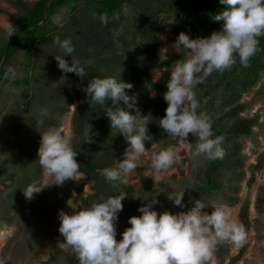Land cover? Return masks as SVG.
Instances as JSON below:
<instances>
[{"label":"rangeland","instance_id":"rangeland-1","mask_svg":"<svg viewBox=\"0 0 264 264\" xmlns=\"http://www.w3.org/2000/svg\"><path fill=\"white\" fill-rule=\"evenodd\" d=\"M21 1L29 8L37 0ZM169 1L174 0H143L136 5H125L122 15L113 19L96 18L85 12L71 15L69 7H64L54 20L58 31L37 48L33 82L29 87L32 96L29 110L23 112V87L5 83L0 87V233L4 235L0 243V264H78L71 250L57 247L63 241L58 231V213L63 210L71 214L67 205L69 199L88 207L120 191L125 192L127 198L122 202L123 211L118 214L116 223V239L120 241L124 230L131 227L129 218L142 215L138 208L147 203L145 200L157 199L153 210L164 209L173 204L167 198L169 193L185 191V204L194 189L207 184L211 160L188 153L172 138L145 144L148 151L141 157L139 166L126 177V184L113 188L99 175L105 165L115 167L117 161L124 158L123 153L129 145L117 129H111L105 106L92 104L90 100L88 103L86 87L96 77H114L117 81L131 83L132 89L125 91L128 96L135 97L136 105L134 109L125 110L136 115L138 109L142 117H147V128L153 125L158 118L154 108L155 92L147 80L159 83L164 66L168 65L163 60L183 53H177L172 47L178 37L172 22L159 18L157 23H161L154 24L153 20L140 17L139 12L142 8L154 10L152 3ZM24 15L25 10L17 0H0V47L14 35L9 37L17 20ZM184 25L185 17L182 16L179 30ZM154 34L159 37L155 40L156 56L147 51ZM57 36L61 40H71L75 49L73 55L81 64L93 61L86 68L87 76L83 80L58 68L55 57L64 53L54 43ZM65 59L71 64L70 57ZM24 63L26 57L21 50L7 68L10 80L22 79L29 73ZM238 63L237 57L235 65ZM231 70L213 72L196 87L200 111L208 114L215 85ZM144 71L145 77H142ZM217 100L212 120L224 133L220 145L224 154L220 158L233 160L235 166L232 171L221 169L218 172L220 188L215 195L199 196L196 200L199 199L209 212L213 205L228 206L233 218L242 224L239 214L246 202L250 211L248 223L243 224L247 232L244 245H220L221 254H213L209 264H264V76L248 92H232L223 86ZM237 101L247 103V109L230 114ZM72 105L76 110L69 108ZM106 105L111 107V101H106ZM119 106L125 108L122 101ZM247 119H258L261 126L254 127L251 138L237 137L234 126ZM53 127H64L72 133V146L78 152L76 159L85 176L79 181H67L63 186L47 187L27 200L23 191L29 184L42 179L38 161L41 134ZM188 139L193 145L197 142L191 134ZM168 147L176 149L179 160L157 178L151 169L152 154ZM253 175L256 176L254 182ZM176 213L179 211L172 212ZM5 226L14 229L11 235L4 231Z\"/></svg>","mask_w":264,"mask_h":264},{"label":"clouds","instance_id":"clouds-1","mask_svg":"<svg viewBox=\"0 0 264 264\" xmlns=\"http://www.w3.org/2000/svg\"><path fill=\"white\" fill-rule=\"evenodd\" d=\"M220 3L226 6L225 10L214 19L223 22L221 31L199 39H190L181 32L172 45L177 53H183V58L171 67L167 90L163 93L167 107L164 117L159 119L160 128L180 147L210 160L223 156L222 137L213 138L211 119L200 111L201 103L195 89L213 72L231 70L237 57L241 66L248 67L250 59L260 50L258 37L264 36V0H220ZM15 31L16 28L9 37ZM54 43L64 53L55 57L58 68L83 80L87 76L86 68L93 61L81 64L73 55L75 49L70 39L61 40L57 36ZM65 57L71 58V64ZM132 87L131 83L117 81L114 77H96L85 91L88 103L90 100L92 104L105 106L111 129H117L129 145L123 153L124 158L117 161L115 167L102 170V175L114 187L119 186L116 182L127 183L126 177L139 166L141 157L148 151L145 145L149 140L147 117H142L138 109L136 115L125 110L134 109L136 105L135 97L128 96L125 91ZM106 101H111V107ZM121 101L125 108L119 106ZM69 108L76 110L75 105ZM190 134L197 141L195 145L189 142ZM77 155L72 146V133L64 127H53L41 134L38 161L42 179L26 187L25 198L31 200L47 187L83 179L85 174L77 162ZM178 160L176 149L168 147L152 154L151 169L159 178V173ZM184 194L185 191H173L167 198L175 206L184 208ZM126 198L127 194L120 191L88 207L69 199L67 205L71 214L63 210L58 213V231L63 241L57 247L71 250L78 264H209L218 246L231 243L241 247L247 240L245 226L233 218L226 205H213L209 212L198 199L188 211L158 213L153 210L158 200L148 199L138 208L142 215L129 218L131 227L126 228L122 239L117 241L116 223ZM13 230L8 226L4 229L9 235Z\"/></svg>","mask_w":264,"mask_h":264},{"label":"trees","instance_id":"trees-1","mask_svg":"<svg viewBox=\"0 0 264 264\" xmlns=\"http://www.w3.org/2000/svg\"><path fill=\"white\" fill-rule=\"evenodd\" d=\"M48 1L49 0H37L28 8L21 0H17V4L25 10V15L23 18L17 20L15 27L17 31L14 32V35L8 40L5 46L0 47V64L5 58L3 68L0 71V87L4 83L23 87L22 95L25 99V108L23 112H27L32 103V96L29 87L33 82L32 73L35 68L37 48L43 40L48 39L54 32L58 31L57 23H54V20L64 7H69V14L71 15L78 12H85L96 18L105 16L107 19H113L117 15H122L125 5H136L138 2H143V0H52L46 16L45 9ZM151 5L154 7V10L152 8H142L139 12V16L146 20H153L154 24L161 23V21L157 23L159 18L161 20L166 19L167 21L172 22L176 27L175 32H177L178 36L181 32H184L190 39L204 38L207 34H212L214 31H221L223 27L222 21L217 22L214 19V17L225 10L226 7L220 3V0H174L162 3H152ZM182 16L185 17V25L182 30H179V21ZM158 38L159 37L156 34L150 38V48L147 51L152 56H156V54H154L157 44L155 40ZM258 40L260 50L250 59L249 66L243 67L238 63L228 74L224 75L223 79L218 82L213 89L214 96L207 114L212 122V130L214 132L213 138L216 136L223 138L224 134L212 120V114L218 103L217 95L220 89L225 86L232 92H236L237 90L248 92L252 90L264 76V36L258 37ZM21 50L25 53L26 63L24 64L29 73L22 79L10 80L7 75V68ZM182 58L183 55L179 54L169 60H163V62H167L168 65L164 66L165 70L162 73L159 83L153 82L152 79L147 80L151 89L155 92L154 108L158 118L153 125L148 127L149 140L145 142L146 145L170 140V137L160 128L159 119L164 117L165 109L167 107L166 102L163 100V93L167 90L166 84L170 78L172 70L171 64L175 60H180ZM145 73L146 71L142 73V77H145ZM147 78L148 77L145 79ZM247 107V103L237 101L230 111V114L242 113ZM256 126H261L258 119H247L246 121L237 123L233 128V132L237 137L242 136L251 138L253 136V129ZM234 166L235 164L231 159H212L207 184L203 187L194 189L189 194L187 201L184 204V208L170 204L164 209L154 210L158 213L164 211L172 213L173 211L181 212L190 210L194 206L193 202L199 196L215 195L220 188V183L217 180L218 172L221 169L232 171ZM106 167L111 168L106 165L103 168ZM252 167H254V165ZM257 170H259V168H257ZM99 175L107 181L102 173ZM255 178L256 176L253 175V182L256 180ZM107 183L115 188L112 182L107 181ZM116 184L119 185V182H116ZM249 211L250 206L246 202L241 208L239 214L244 225L248 223ZM220 250L221 247L218 246L214 254L220 255Z\"/></svg>","mask_w":264,"mask_h":264},{"label":"water","instance_id":"water-1","mask_svg":"<svg viewBox=\"0 0 264 264\" xmlns=\"http://www.w3.org/2000/svg\"><path fill=\"white\" fill-rule=\"evenodd\" d=\"M51 1H52V0H49V1L47 2L46 9H45L46 16H47V14H48V8H49V5H50ZM46 18H47V17H46ZM4 61H5V58L2 60V62H1V64H0V71H1L2 68H3ZM69 122H70V118H68V124H69ZM257 187H258V183L256 184L255 189H256ZM255 193H256V192H254V194H255Z\"/></svg>","mask_w":264,"mask_h":264},{"label":"bare ground","instance_id":"bare-ground-1","mask_svg":"<svg viewBox=\"0 0 264 264\" xmlns=\"http://www.w3.org/2000/svg\"><path fill=\"white\" fill-rule=\"evenodd\" d=\"M68 124V123H67ZM4 239V235H2V237H0V243L1 241Z\"/></svg>","mask_w":264,"mask_h":264}]
</instances>
